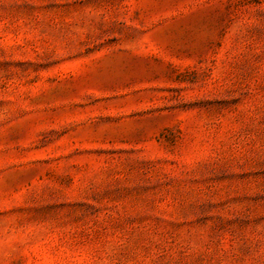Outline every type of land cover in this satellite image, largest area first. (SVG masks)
Returning <instances> with one entry per match:
<instances>
[{
    "label": "rangeland",
    "instance_id": "rangeland-1",
    "mask_svg": "<svg viewBox=\"0 0 264 264\" xmlns=\"http://www.w3.org/2000/svg\"><path fill=\"white\" fill-rule=\"evenodd\" d=\"M0 264H264V0H0Z\"/></svg>",
    "mask_w": 264,
    "mask_h": 264
}]
</instances>
